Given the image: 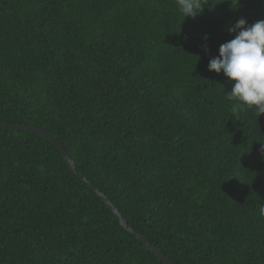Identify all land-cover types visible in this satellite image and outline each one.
Segmentation results:
<instances>
[{
    "label": "trees",
    "instance_id": "1",
    "mask_svg": "<svg viewBox=\"0 0 264 264\" xmlns=\"http://www.w3.org/2000/svg\"><path fill=\"white\" fill-rule=\"evenodd\" d=\"M264 0H0V264H264V114L208 70ZM207 37V39H205ZM80 176L86 179L83 180Z\"/></svg>",
    "mask_w": 264,
    "mask_h": 264
},
{
    "label": "clouds",
    "instance_id": "2",
    "mask_svg": "<svg viewBox=\"0 0 264 264\" xmlns=\"http://www.w3.org/2000/svg\"><path fill=\"white\" fill-rule=\"evenodd\" d=\"M208 2L176 0V5L185 19L201 14ZM229 32L235 33V37L220 45L219 56L209 61L208 70L217 74L223 72L230 81H234L227 94L229 100L236 102L231 108L235 118L245 108H254L260 116L264 114V20L249 26L246 19L240 18ZM259 211L264 216V205Z\"/></svg>",
    "mask_w": 264,
    "mask_h": 264
},
{
    "label": "water",
    "instance_id": "3",
    "mask_svg": "<svg viewBox=\"0 0 264 264\" xmlns=\"http://www.w3.org/2000/svg\"><path fill=\"white\" fill-rule=\"evenodd\" d=\"M0 129L2 130H11V129H23L30 131L36 135H39L41 137H44L51 141L61 152L64 159L67 161V163L70 165L73 172H76L75 170V164L67 154V152L64 150L62 144L60 141L54 137L53 135L47 133L46 131L33 126V125H27V124H2L0 123ZM83 180L86 181V179L82 176H80ZM96 192L100 195V197L103 199V201L106 203L108 208L118 217L119 222L123 228H125L127 231H129L131 234H133L139 241H141L152 253L157 255L165 264H176L171 259H169L165 254H163L159 249H157L154 245H152L149 241H147L140 233L135 231L128 223L123 219V217L120 215L119 211L116 209V207L109 201V199L102 193Z\"/></svg>",
    "mask_w": 264,
    "mask_h": 264
}]
</instances>
